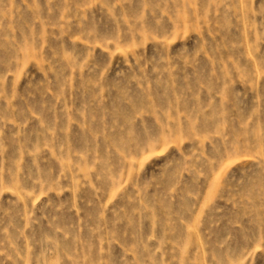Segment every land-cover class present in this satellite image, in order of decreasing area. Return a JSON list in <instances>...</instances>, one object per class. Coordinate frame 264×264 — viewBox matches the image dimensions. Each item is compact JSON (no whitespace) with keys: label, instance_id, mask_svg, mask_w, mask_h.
I'll return each instance as SVG.
<instances>
[{"label":"rangeland","instance_id":"374dc122","mask_svg":"<svg viewBox=\"0 0 264 264\" xmlns=\"http://www.w3.org/2000/svg\"><path fill=\"white\" fill-rule=\"evenodd\" d=\"M0 264H264V0H0Z\"/></svg>","mask_w":264,"mask_h":264}]
</instances>
